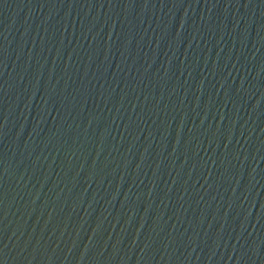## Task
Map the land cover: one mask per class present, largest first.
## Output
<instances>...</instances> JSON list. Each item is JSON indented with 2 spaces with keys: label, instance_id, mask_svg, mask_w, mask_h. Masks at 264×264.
<instances>
[{
  "label": "water",
  "instance_id": "1",
  "mask_svg": "<svg viewBox=\"0 0 264 264\" xmlns=\"http://www.w3.org/2000/svg\"><path fill=\"white\" fill-rule=\"evenodd\" d=\"M0 264H264V0H0Z\"/></svg>",
  "mask_w": 264,
  "mask_h": 264
}]
</instances>
